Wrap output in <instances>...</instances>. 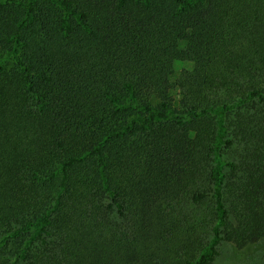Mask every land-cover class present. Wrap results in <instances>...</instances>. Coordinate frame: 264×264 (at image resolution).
<instances>
[{
  "label": "trees",
  "instance_id": "1",
  "mask_svg": "<svg viewBox=\"0 0 264 264\" xmlns=\"http://www.w3.org/2000/svg\"><path fill=\"white\" fill-rule=\"evenodd\" d=\"M261 239L264 0H0V264Z\"/></svg>",
  "mask_w": 264,
  "mask_h": 264
},
{
  "label": "rangeland",
  "instance_id": "2",
  "mask_svg": "<svg viewBox=\"0 0 264 264\" xmlns=\"http://www.w3.org/2000/svg\"><path fill=\"white\" fill-rule=\"evenodd\" d=\"M216 250L217 256L211 264H264V239L241 249L222 241Z\"/></svg>",
  "mask_w": 264,
  "mask_h": 264
}]
</instances>
